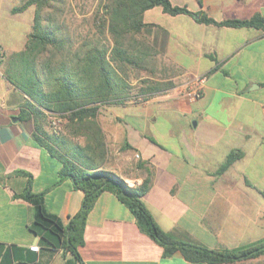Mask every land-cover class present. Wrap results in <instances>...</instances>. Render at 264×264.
<instances>
[{"label":"crops","instance_id":"obj_1","mask_svg":"<svg viewBox=\"0 0 264 264\" xmlns=\"http://www.w3.org/2000/svg\"><path fill=\"white\" fill-rule=\"evenodd\" d=\"M23 1L0 0V264H79L34 224V206L20 197L26 188L41 194L45 211L62 226L83 197L69 180H59L61 164L36 141L32 119L19 116L25 95L3 76L32 29L33 6L12 11ZM169 2L216 22L255 15L264 21V0ZM142 21L150 26L136 37L138 63H122L119 73L136 86L120 103L102 106L124 113L111 118L120 124V130L114 125L117 134L102 130L105 155L99 169L129 186L150 179L143 201L159 228L176 240L218 251L263 242L264 27L204 24L158 6L146 10ZM203 75L197 100L159 96ZM62 135L73 145L71 152L86 143L82 136ZM231 151L242 156L217 174ZM35 245L37 252L30 251ZM162 252L115 195L98 197L78 248L83 264H204L180 253L165 258ZM234 264H264V255Z\"/></svg>","mask_w":264,"mask_h":264},{"label":"trees","instance_id":"obj_2","mask_svg":"<svg viewBox=\"0 0 264 264\" xmlns=\"http://www.w3.org/2000/svg\"><path fill=\"white\" fill-rule=\"evenodd\" d=\"M65 3L66 0H24L12 9L21 12L34 7L25 47L10 57L4 71L7 81L26 97L19 116L21 120L32 119L36 141L61 164L59 180H69L74 189L83 193L79 210L62 226L55 215L45 211L42 195L26 188L20 197L34 206V224L47 230L60 248L83 264L78 248L84 244L88 215L98 197L110 192L129 210L141 233L162 248L165 258L180 253L191 263L234 264L264 255V241L234 251H218L176 240L161 230L143 201L150 179L129 186L115 173L99 169L105 150L97 121L104 104L120 103L121 95L130 89L119 74L120 65L138 63V53L133 51L136 37L150 26L142 21L146 10L158 6L171 16L187 14L204 24L234 28L264 27L263 19L255 15L249 20L216 22L204 12L191 13L169 0H99L91 21L94 35L109 37L110 46H105L71 30L63 15ZM49 117L64 120V130L50 128ZM62 134L82 136L86 143L76 145L80 152H71L74 147ZM241 156L240 151H231L217 174Z\"/></svg>","mask_w":264,"mask_h":264},{"label":"rangeland","instance_id":"obj_3","mask_svg":"<svg viewBox=\"0 0 264 264\" xmlns=\"http://www.w3.org/2000/svg\"><path fill=\"white\" fill-rule=\"evenodd\" d=\"M99 0H66L64 6V19L67 24H69L72 31L75 33H83V38L89 37L93 41H101L105 46H110L109 37L104 35H94V26L91 21V16L96 10ZM86 34V36H84ZM5 77V75H3ZM131 78V76H130ZM130 78H127L129 80ZM136 84L132 85L130 88H135ZM132 100L136 99V96L131 98ZM124 113V110L120 107H101L98 111L97 121L101 126L105 134H117L114 131V125L117 129L120 130V124L112 119L114 116H121ZM50 128L58 131L64 130V120L49 117ZM164 127L159 128V132H163ZM118 140L120 138L118 137ZM116 141V139H115ZM120 142V141H119Z\"/></svg>","mask_w":264,"mask_h":264},{"label":"built area","instance_id":"obj_4","mask_svg":"<svg viewBox=\"0 0 264 264\" xmlns=\"http://www.w3.org/2000/svg\"><path fill=\"white\" fill-rule=\"evenodd\" d=\"M2 61V51L0 48V63ZM206 81V76H197L193 77L191 79L186 80L181 86L178 88H175V90H167L163 91L159 94L162 95V97H170L173 94L181 95L184 98L188 99L189 101H194L199 99L203 94V88ZM135 101H141V96L136 97ZM135 158H138V155H135ZM30 251L37 252L38 247L32 246L29 248Z\"/></svg>","mask_w":264,"mask_h":264}]
</instances>
